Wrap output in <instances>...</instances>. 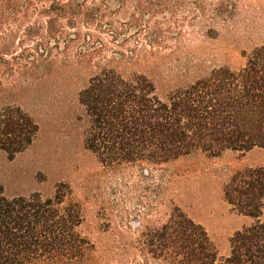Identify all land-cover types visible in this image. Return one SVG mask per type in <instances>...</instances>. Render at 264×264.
I'll use <instances>...</instances> for the list:
<instances>
[{
    "label": "rangeland",
    "instance_id": "374dc122",
    "mask_svg": "<svg viewBox=\"0 0 264 264\" xmlns=\"http://www.w3.org/2000/svg\"><path fill=\"white\" fill-rule=\"evenodd\" d=\"M12 1L18 11L23 6L26 14L21 10L13 15L20 23L0 25V42L4 32L10 34L3 43L8 50L1 57L0 84L2 90L13 84L21 85V90L10 91L1 99L11 97L4 102L22 107L38 125V133L31 145L12 160L0 148V187L4 195L8 199L37 195L42 200H55L60 194L64 196L59 206L62 211L76 205L81 215L77 231L93 245L95 264H155L149 256L153 249L145 234L148 229H158L169 222L178 210L206 230L219 262L230 257L236 230L242 227L239 229L242 231L257 220L231 205L225 190L237 184L238 172L262 169L242 165L243 161L248 165L260 161L264 152L256 150L246 159L247 152L226 151L214 156L196 151L168 163L147 160L102 163L95 152L87 149L91 125L79 94L119 51L140 49L142 41L137 42L140 27L129 25L130 17H139L140 13L131 3L121 8L119 0H87L86 7L96 11L102 17L100 21L87 25L81 19L75 28H70L63 18L56 27L100 37L104 48L98 46L101 51L93 62L77 67L74 56L80 48L67 50L63 43L58 45L51 39L54 54L68 52L71 56H59L49 75L44 72L51 69L49 64L41 65L35 75L23 71L17 75L8 71L6 64H16L18 60L25 63V56L34 52L38 37L33 30L39 29L45 35L49 20L42 14L37 16L41 12L34 9L43 10L51 3ZM223 1L234 4L233 18L225 25H210L201 15L194 22L195 13L180 12L174 17L145 13L150 27L159 26L166 31L182 29V35L168 39L164 49L157 50V56L144 59L143 65L132 68L123 65L122 72L129 76L144 74L155 87L154 95L162 101H167L173 90L209 77L213 70L239 72L253 51L264 44V0H208L206 13L211 14L215 5ZM165 17L171 20L158 24ZM175 19H182L183 23L175 26ZM110 23L119 27V35L114 38L108 28ZM211 27L215 34L205 36ZM30 83L33 84L27 87ZM262 214L263 210L259 220L264 223Z\"/></svg>",
    "mask_w": 264,
    "mask_h": 264
},
{
    "label": "trees",
    "instance_id": "16d2710c",
    "mask_svg": "<svg viewBox=\"0 0 264 264\" xmlns=\"http://www.w3.org/2000/svg\"><path fill=\"white\" fill-rule=\"evenodd\" d=\"M47 1L51 3L48 7L34 9L41 12L37 16L42 14L49 19L45 35L39 29L33 30L38 37L34 52L25 56V63L19 60L16 64L7 63L11 73L18 75L23 71L35 75L41 65L49 64L52 69L59 56H71L68 52L54 54L51 39L58 45L63 43L67 50L80 48L74 56L77 67L92 63L100 54L98 46L104 48L95 34L70 33L56 27L63 18L70 28H75L81 19L87 25L100 21L102 17L86 7L87 0ZM119 2L121 8L131 3L140 13L139 17H130L129 25L140 27L137 42L142 44L139 50L134 47L119 51L81 90L79 101L91 125L87 149L95 152L102 163L113 165L145 160L168 163L196 151L220 156L226 151L264 148V44L253 51L239 72L213 70L209 77L173 90L167 101L154 95L155 87L144 74L129 76L122 72L123 65L125 68L143 65L144 59L157 56L156 51L164 49L168 39L182 35V29L166 31L159 26L150 27L145 13L173 17L180 12L195 13L194 22L201 15L210 25H225L233 18L234 4L223 1L208 14V0ZM17 8L12 0H0V25L20 23L13 15L26 11L23 6L19 11ZM164 19L158 24L171 20ZM181 22L182 19H175L174 25ZM108 28L111 37L119 35V27L113 23ZM214 34L212 27L205 31V36ZM8 36L4 32L0 42V66L1 57L8 50L3 44ZM51 69L46 68L45 75L53 73ZM20 86L13 84L2 90L0 84V148L11 160L25 151L38 133V125L22 107L4 102L11 97L1 99L10 91L21 90ZM235 177L237 184L226 188V199L257 222L233 236L231 256L219 262L206 230L178 210L169 222L158 229H148L145 234L153 249L149 256L155 264H264V223L259 220L264 201V170L249 169ZM62 197L58 194L55 200H42L37 195L8 199L0 187V264H95L93 245L77 231L80 211L74 204L62 211L59 207L64 202Z\"/></svg>",
    "mask_w": 264,
    "mask_h": 264
},
{
    "label": "crops",
    "instance_id": "0c3cea01",
    "mask_svg": "<svg viewBox=\"0 0 264 264\" xmlns=\"http://www.w3.org/2000/svg\"><path fill=\"white\" fill-rule=\"evenodd\" d=\"M256 150H261V152L263 151L264 152V148H260V147H255L253 148L252 150H250L249 152H247V154L245 155V159L248 158L250 155H252ZM262 152V153H263ZM264 154V153H263ZM249 163H247L246 161H243V165L242 166H249V168H262L264 169V157H262V159H260V161L254 163V164H250L248 165ZM263 218H264V201H263ZM242 227L238 228L236 230V233L237 231H239V229H241ZM235 232V231H234ZM234 232L232 234H234Z\"/></svg>",
    "mask_w": 264,
    "mask_h": 264
}]
</instances>
